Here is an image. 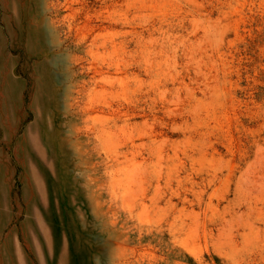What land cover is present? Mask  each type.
<instances>
[{
    "label": "rangeland",
    "instance_id": "374dc122",
    "mask_svg": "<svg viewBox=\"0 0 264 264\" xmlns=\"http://www.w3.org/2000/svg\"><path fill=\"white\" fill-rule=\"evenodd\" d=\"M0 264H264V0H0Z\"/></svg>",
    "mask_w": 264,
    "mask_h": 264
}]
</instances>
